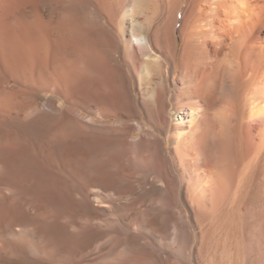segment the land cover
<instances>
[{"label": "bare ground", "instance_id": "bare-ground-1", "mask_svg": "<svg viewBox=\"0 0 264 264\" xmlns=\"http://www.w3.org/2000/svg\"><path fill=\"white\" fill-rule=\"evenodd\" d=\"M0 264H264V0H0Z\"/></svg>", "mask_w": 264, "mask_h": 264}, {"label": "rangeland", "instance_id": "rangeland-1", "mask_svg": "<svg viewBox=\"0 0 264 264\" xmlns=\"http://www.w3.org/2000/svg\"><path fill=\"white\" fill-rule=\"evenodd\" d=\"M149 5L144 7L143 13H145V18H146V16L148 17V18H146V20L148 22H151V21L154 22L156 20L155 14L157 13L158 8L155 5H151V4H149ZM168 80H169V82H171L170 76H168ZM51 96H52V98H51ZM57 99H56V97L54 98V96L51 93L41 94V96L37 99V103L39 105V108L41 110L45 111L46 113L49 112L48 113L49 115H47L49 118L53 117V113H50V108L55 107V106L57 107L61 103V104H63L62 107L66 111H68L69 114L74 115V113L75 114L79 113L82 116L91 118L92 120H94V122H96V124H98L100 126L104 125V126L108 127L112 123L121 122L126 127L130 128L132 126V124L135 125V121H142L137 117L136 112L132 113V115H130V116H126V114H114L112 111H109V109H105L101 113H99L95 110V108L90 103H79V102H74V101L70 102V101H63L62 99L61 100L60 99L57 100ZM104 111H106V112H104ZM83 123L84 122H82V125H83ZM132 129L133 128H130V131H129L131 133L130 136L132 138H135L136 136L139 135V132L136 131L135 129L134 130H132ZM15 130L17 131V134L25 135L28 139L33 141L32 133H29V132H23L22 133L23 130L21 131V129H19V130L15 129ZM83 130L86 132L85 128H83ZM34 137H36V136H34ZM136 173H140V174L137 176V178H135L134 183L137 185L139 184L140 188L135 187V188H137L136 192H135L136 195L134 194L133 196L128 197L127 199L115 201L116 206L114 205V207L112 208L114 211L113 210H112L113 212L110 211L111 213L107 212V216H109L110 217L109 219L110 220L112 219L113 222H116L117 217L120 214L125 215L127 217L128 221H130L136 215L135 214L136 209H138L139 206L142 205L141 201L138 200V197H137L138 192L143 193V192L147 191L148 192L147 194L149 195V194L154 193L156 191V190H154V185H153L154 175L152 173H144V172H139V171ZM157 184L160 185V183H157ZM132 197H134L135 199H131ZM104 208H106V207H104ZM111 214L113 217L111 216ZM105 215H106V213H105ZM114 224L116 225V223H114Z\"/></svg>", "mask_w": 264, "mask_h": 264}]
</instances>
